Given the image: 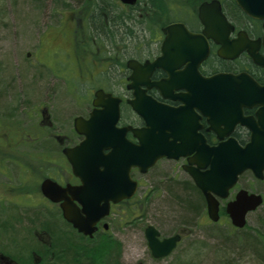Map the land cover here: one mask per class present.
<instances>
[{"label": "rangeland", "instance_id": "obj_1", "mask_svg": "<svg viewBox=\"0 0 264 264\" xmlns=\"http://www.w3.org/2000/svg\"><path fill=\"white\" fill-rule=\"evenodd\" d=\"M145 1L131 8L119 0H98L100 12L89 14L92 0H0V123L15 129L0 143L18 140L12 154L16 159L28 155L31 169L28 197L19 200L23 206H11L8 185L20 188L19 168L0 163V250L21 262L33 251L44 253L49 248L45 241L55 245L63 239L80 249L79 254L70 250L81 256L80 262L73 258L77 264H264V204L247 215L245 228H234L225 215L212 222L202 194L197 190L201 199L195 198L191 178L181 170L182 161L163 159L148 173L133 174L140 181L135 197L114 209L106 220L108 231L101 230L93 239L68 226L58 209L39 195L44 177L36 161L54 158L62 165L65 156L56 137L69 146L77 144L74 119L88 114L95 91L123 93L129 74L126 61L157 53L162 38L154 31L176 17L191 22L199 3L180 0L175 17L168 19L163 13V19L159 15L146 23L140 15ZM82 27L86 29L75 32ZM43 108L51 125L42 124ZM124 113L125 122L137 123L127 108ZM5 151L0 146V155ZM239 188L264 196V179L246 172ZM189 204L198 205L197 212L187 211ZM150 225L164 238L183 235L173 254L153 258L145 236ZM48 254L45 262L57 264Z\"/></svg>", "mask_w": 264, "mask_h": 264}, {"label": "water", "instance_id": "obj_2", "mask_svg": "<svg viewBox=\"0 0 264 264\" xmlns=\"http://www.w3.org/2000/svg\"><path fill=\"white\" fill-rule=\"evenodd\" d=\"M120 1L128 6L138 3V0ZM235 1L249 17L264 21V0ZM198 16L204 26L203 34L191 33L183 23H172L162 29L165 37L159 57L143 64L136 60L127 63L131 70L128 89L134 95L128 103L144 120V127H118L121 99L104 90L95 93L90 117L75 119V131L84 139L75 147L65 148L63 153L82 185L62 189L47 179L41 189L52 202L65 200L61 205L64 218L79 233L92 238L98 221L109 215L111 203L134 197L138 182L131 177L133 168L145 174L163 158L188 157L185 169L203 194L208 217L213 222L220 218V200L228 198L240 175L250 170L256 178H264V85L259 86L247 74L203 77L198 73L197 66L209 54L206 37L223 46L222 53H230L229 57L243 51L226 47L233 46L229 40L233 26L219 1L203 3ZM236 42L235 46H253L245 38ZM248 52L264 68V57L252 49ZM182 65L186 67L180 71ZM156 69L168 72L170 79L152 82L150 77ZM152 88H157L163 98L179 101L181 105L174 108L156 102L147 94ZM181 89L187 93H174ZM256 106L257 119L244 116V107ZM195 109L208 118L210 129L220 140L217 145H208L205 137L197 134ZM238 124L251 132L245 145L231 136ZM128 132L137 143L128 140ZM68 194L71 198L67 199ZM262 203L261 195L241 190L228 203L226 211L232 224L242 229L247 214ZM145 236L155 259L170 256L181 241L180 234L161 239L152 225L146 227Z\"/></svg>", "mask_w": 264, "mask_h": 264}, {"label": "flooded vegetation", "instance_id": "obj_3", "mask_svg": "<svg viewBox=\"0 0 264 264\" xmlns=\"http://www.w3.org/2000/svg\"><path fill=\"white\" fill-rule=\"evenodd\" d=\"M212 1H214V0H202L198 5V10H199V7L203 3H206V2L210 3ZM218 1L220 2L221 6H222L223 13L227 17L228 22L233 26V30L229 35V40L232 42L233 46H226V47H229V49H242L243 51L240 52V54L237 55L236 57H229V56H231L230 53H228V52L222 53L223 46L217 44L212 38L206 37V42L208 44L209 54H208L206 59H204L202 62L199 63L196 70L203 77H213L217 74H228V75H232V76L247 74L259 86H263L264 85V68L255 63L254 59L249 54L248 49L255 50V51H257V53L260 56L264 57V21L253 19V18L249 17L248 15H246L239 8V6L236 4L235 0H218ZM90 7H91V5H90ZM198 10H197V13L193 14L189 18L191 22L177 18V19H174L172 21H169L165 25L171 24V23H184L191 33L201 35V34H203L204 26H203V24H201V22L199 20ZM90 13H92V12H89V14ZM162 28H163V26L158 31L155 30V37L156 38H158V37L162 38V39L164 38V35L162 33ZM82 29L85 30L86 27H82L81 29L75 28V32L77 31V33H78V30L81 31ZM240 38H243V39L245 38V39L250 40L251 42H253V46H235V44L237 43L236 41H238ZM74 40L76 43L77 38ZM84 50L86 52V56H88L87 50L85 48H84ZM222 54H224L225 57ZM159 55H160V46L158 48L157 53H155L151 57L141 59L140 62L144 63L147 60L153 61L154 59L159 57ZM185 67H186V65H182L179 68V70L182 71V70H184ZM126 72H128L129 74L126 75V77H125L126 83L124 86V92L123 93H116L114 91H111V93H113L115 96L120 97L122 99V101H121V121H122V117L125 118V115L123 114L124 113L123 110H124V108H127L130 111L131 116H134L135 119H137V123L136 122H131V123H127V122L125 123L124 122L123 124L120 123L119 126L132 125L134 127L142 128L145 125L143 119L141 117H139L138 115H136L132 111L131 106L127 102L129 99L133 98V90L127 89V85H128L127 78L130 75V71H128L126 69ZM150 79L152 82H160L164 79L169 80L170 75L168 72H165L162 69H156L153 72V74L151 75ZM182 93L185 94V93H187V91H185V90H176L175 91V94H182ZM147 94L150 95L153 99H155L158 103L169 105L170 107L178 108L181 105V103L179 101H174V100L163 98L161 95V92L157 88L149 89L147 91ZM93 99H94V97H93ZM93 99L91 101V104L93 103ZM92 110H93V104L91 105V108H90V111L88 112V114L86 116H83V117L88 118L90 116V113L92 112ZM257 111H258V106L253 107V108H246V107L243 108V114L245 117L256 118V112ZM195 113L198 117V119H197V126L198 127H196L197 128V134L203 135L205 137L208 145H210V146L217 145L218 144L217 135L212 130H209L210 125L208 123L207 117H205L198 109H196ZM41 121H42L43 125H46V126H47V124L51 125V123L49 121V116L47 115V109L46 108H43L41 111ZM8 130H12L15 132V129H13L11 126H8V125L2 126L0 123V139H3L5 136H7ZM25 132L26 131L24 129H22V133L19 135L20 136L19 142L21 143V146H23V144L25 143V141H24ZM16 136H18V135H16ZM231 136L235 137L239 141L240 144L245 145L246 143H248L250 141L251 132L247 129V127H243L241 125H236L234 132L232 133ZM78 137L80 138V141L77 144H79L81 142V140L83 139L79 135H78ZM127 137L132 142L137 143V139H135L133 137L131 132H128ZM56 141L62 146V153H63V149L65 147H74L77 145V144H74L72 146H69L67 143H65V141H63V138H61L59 136L56 137ZM17 143H18V140H16L15 142L6 141L5 143H0V146H4V148L6 149L4 154L1 153V155H0V163H7V164H10V166H15L16 169H17V167L19 168L17 179L20 181V183H19L20 188L18 189V187L13 186L12 183H10L8 185L9 192L13 193L12 194L13 198L9 199V200L7 199L11 206H13V205L23 206V204H21L19 200H21L23 197L27 198L28 194H29L28 189H27L28 183H29V180H28L29 177H27V176H29V171L31 170L29 168V156L25 155V154H21V156H19L16 159L14 154H12V151H13L12 149L15 148L14 146L17 145ZM180 161H182L181 170L183 172H185L190 177L188 171L185 169V167L188 164V157L181 158V159L177 160L176 162H180ZM36 162L41 164V166H39L36 169L38 172L42 173L41 177H44V179L40 183L39 195L42 196L43 201H45L47 204H49L51 206H55L58 209V211L60 212L65 223H67L68 226H70L74 229L73 225L71 223H69L64 218V214H63V210H62L61 205H62V203H64L65 200H61L59 202H52L51 200L47 199L41 193V185L44 182V180L51 179L52 181L56 182L60 187H62V189L63 188L65 189L68 186L79 187L80 185H82L80 178L74 175V173L72 171V167L69 164L66 157H65L64 163H61L63 166L60 165L59 163H57L54 160V158L46 159L45 157H42V158H39V160H37ZM248 172H250V171H248ZM2 173L5 175V172H2ZM135 173L140 174L138 168H133V170L131 172V175L133 178H134L133 174H135ZM137 181H138L139 186H140V181L139 180H137ZM238 183H239V181H238ZM238 183L230 191L229 198L221 201L220 212L222 210H224L226 208L227 204L230 201L235 199L236 194L243 189V188L238 189ZM66 197H67V199L71 198V195L68 194ZM263 198H264V196H263ZM123 204H124V202L117 203V204H111L110 215L112 214V211L114 209L119 208ZM8 207L10 208V206H8ZM110 215H108V216L104 217L103 219H101L100 221H98V223L96 225L97 230L94 233L92 238L85 236L82 233H79L75 229L74 230L83 237L93 239L96 237L97 233L100 232L101 230L103 231V233L108 231V228H106L105 225L108 224L106 222V220L108 217H110ZM44 243H46L49 248L44 249L45 250L44 253L42 251L31 252L29 260L25 261V262H21V261L17 260L15 256L9 255V254L2 252L0 250V264H51L50 262H48V263L45 262V258H46L45 255H46V252L48 253V249H51L52 245H51V242L49 240L45 241ZM58 245L55 247L53 252L50 253V255H52V261H54V263L56 262L57 264H60L61 261H63V262L66 261V259H63V257H66V251L68 249L65 246L61 247V249H60V247ZM69 253H70V251H69Z\"/></svg>", "mask_w": 264, "mask_h": 264}, {"label": "trees", "instance_id": "obj_4", "mask_svg": "<svg viewBox=\"0 0 264 264\" xmlns=\"http://www.w3.org/2000/svg\"><path fill=\"white\" fill-rule=\"evenodd\" d=\"M91 1V0H90ZM173 0H168V2L166 1L165 2V0H146L145 1V3L146 4H143V6L144 7H141V9H142V12H141V14L140 15H142L144 18H145V22L146 23H149L150 21H154V17L155 16H161L162 17V19H163V13H166V14H164V16H166V18H170L171 17V14L172 13H176V10L178 11V9L180 8V7H178V5L182 2V1H180V0H175V1H177V2H172ZM192 1H195V2H199L200 0H192ZM91 3V2H90ZM170 3H174V4H170ZM91 5V7H89V8H91L90 10L92 11V13H99L100 12V10H98V8L100 9V6H98V0H92V3L90 4ZM88 8V9H89ZM93 8V9H92ZM94 10V11H93ZM166 11H168V12H166ZM175 14H172V17H175L174 16ZM120 17V16H119ZM94 18H95V16H94ZM96 19H100L99 20V22L102 20V17H100V15L98 14L97 16H96ZM156 19V18H155ZM112 22H114V20L112 19L111 20ZM100 25V28L101 29H103V24H102V22H100L99 23ZM116 27H117V25L116 24H114ZM118 62H120V60L118 59ZM121 63V65L123 64L122 62H120ZM118 64V63H117ZM193 189H195V190H193V191H195L196 193H197V196H195V198L197 199H201V196H200V194H199V192L197 191V189L195 188V186L193 185ZM192 192V191H191ZM186 208H188V210L187 211H192V212H197V208H198V205H191V204H189V205H187L186 206ZM222 214L223 215H225L226 216V213H225V210H223V212H222ZM73 242L71 241V240H69V241H66V240H58L57 242H56V244L55 245H52V247H51V249H48V252H49V254L48 255H50V253H52L53 252V250L55 249V247L58 245L59 247H60V249H61V247H66L68 250L66 251V257H63V259H66V261L65 262H68L69 264H77V262H80V259H81V256L80 255H78L77 257L76 256H74V255H72V254H70L69 253V251L70 250H72V249H74L75 250V253L76 254H79L80 253V249H77V247H75V246H73V244H72ZM65 248V249H66ZM63 250V249H62ZM64 251V250H63ZM85 251V250H84ZM67 252H68V254H67ZM93 252V251H92ZM99 252H100V254L101 255H103V252L102 251H100L99 250ZM94 254H97V252H93ZM99 254V255H100ZM98 255V254H97ZM76 257V258H75ZM73 258H74V260H76V261H73ZM111 264V263H110Z\"/></svg>", "mask_w": 264, "mask_h": 264}]
</instances>
